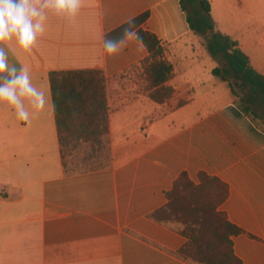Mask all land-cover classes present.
Masks as SVG:
<instances>
[{
  "label": "crops",
  "instance_id": "crops-1",
  "mask_svg": "<svg viewBox=\"0 0 264 264\" xmlns=\"http://www.w3.org/2000/svg\"><path fill=\"white\" fill-rule=\"evenodd\" d=\"M208 1L211 12L216 3L264 21V0L257 7L254 0ZM144 13L142 27L157 36L173 67L167 85L174 93L164 103L149 95L143 43L130 39L112 56L103 50L108 33ZM44 23L30 53L15 39L2 45L9 65L26 67L47 102L36 113L25 101L28 122L0 103V264H192L177 255L186 237L150 217L184 171L194 181L204 171L229 186L221 209L244 231L233 237L235 254L241 264H264V128L232 100L184 118L211 90L197 91L190 81L196 66L188 61L199 55L180 0H81L75 19L49 9ZM251 31L228 36L264 74V48H251L258 30ZM68 70L104 73L107 167L63 168L49 73Z\"/></svg>",
  "mask_w": 264,
  "mask_h": 264
},
{
  "label": "trees",
  "instance_id": "trees-1",
  "mask_svg": "<svg viewBox=\"0 0 264 264\" xmlns=\"http://www.w3.org/2000/svg\"><path fill=\"white\" fill-rule=\"evenodd\" d=\"M180 5L187 14L191 30L208 35V51L215 58L221 56L225 63L224 67H215L212 74L228 81L232 94L243 102L240 108L244 114L254 121L264 120L252 109L256 98L264 102V74L252 66L237 41L215 30L208 0H180ZM191 14L198 17V23ZM147 18L148 13H144L132 21L148 50L142 66L149 95L156 103H164L174 93L167 85L173 67L165 59V48L157 36L142 27ZM126 26L127 23L123 24L105 38L120 39ZM49 82L65 172H78L77 167H70V159L82 148L86 151L84 160L101 158L100 155L106 153L104 165L85 167V171L109 166L110 133L104 73L101 70L51 71ZM228 196L229 186L219 177L200 171L194 181L184 171L174 181L172 189L165 192L167 203L150 217L186 237L185 245L177 251L183 260L192 264H241L234 251L233 237L244 231L230 222L221 209Z\"/></svg>",
  "mask_w": 264,
  "mask_h": 264
},
{
  "label": "clouds",
  "instance_id": "clouds-1",
  "mask_svg": "<svg viewBox=\"0 0 264 264\" xmlns=\"http://www.w3.org/2000/svg\"><path fill=\"white\" fill-rule=\"evenodd\" d=\"M80 8L81 0H0V103L14 109L18 120L29 121L25 101L36 113L45 109L47 101L45 93L32 84L26 67L18 70L9 65L2 45L15 39L21 49L30 53L45 30L47 10L75 19ZM133 38L142 43L134 21L129 20L120 39L103 40V50L109 56L115 55Z\"/></svg>",
  "mask_w": 264,
  "mask_h": 264
},
{
  "label": "rangeland",
  "instance_id": "rangeland-1",
  "mask_svg": "<svg viewBox=\"0 0 264 264\" xmlns=\"http://www.w3.org/2000/svg\"><path fill=\"white\" fill-rule=\"evenodd\" d=\"M253 5L257 7L256 0H254ZM188 11L191 13L190 8H188ZM191 16L194 22L198 23V17L194 14H191ZM259 17H261V15H259ZM211 20L214 24L215 30L220 34L225 35H232L233 33L246 31L252 33L251 30L257 28L258 31L254 36L256 38V43L250 46L251 48H264V33L262 30H259L260 25L264 23L262 19L254 20L251 16L241 14L237 8H232L230 12H227L225 7L214 3L213 11L211 12ZM190 40L194 43L191 48H197L196 55H199V58H190L188 61V63L196 66L195 71L190 75V81L193 84H197V91L204 92L211 90V93L209 95H204L201 100L195 101L193 105L187 109V112L183 114L184 118L188 119L197 112H205L206 110L214 108L227 100H232L239 106L243 105L239 96L232 94L228 81H223L220 77L214 76L210 73L212 68L224 67L225 63L221 56L215 58L208 51L209 36H202L197 32H193L190 36ZM255 101L256 103L252 106V109L260 116L264 117V102L260 97L256 98ZM255 121L259 126L264 128L263 119H256ZM82 149L75 151L73 157L70 159V167H77L79 169L78 172L85 171V167L93 165L97 166L100 163L104 165L106 163L105 152L100 155L101 158L98 157L97 159L93 158L84 160L83 155L85 150Z\"/></svg>",
  "mask_w": 264,
  "mask_h": 264
}]
</instances>
